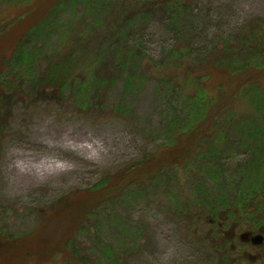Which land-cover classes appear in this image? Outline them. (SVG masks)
Masks as SVG:
<instances>
[{"label":"trees","instance_id":"1","mask_svg":"<svg viewBox=\"0 0 264 264\" xmlns=\"http://www.w3.org/2000/svg\"><path fill=\"white\" fill-rule=\"evenodd\" d=\"M0 5L12 13L0 19V154L4 120L20 103L63 100L71 93L76 109L95 111L119 79L127 87L150 78L160 95L170 93L184 104L164 127L156 150L88 189L67 193L47 211L52 216L61 210L71 219L72 229L61 241L53 245L36 233H0V264H119L116 246L83 245L79 236L98 229L101 208L116 204L131 186L182 169L194 173L188 178L194 206L202 207L199 217L213 232L219 264H237L226 238L221 242L223 227L245 214L251 229L264 224V26L249 23L200 45L191 0H0ZM67 9L76 10V25L63 22ZM157 17L173 40L153 59L142 38ZM119 106L115 110L123 111ZM239 153L246 159L228 173L229 157ZM229 180L239 196L222 194ZM207 183L222 195L213 196Z\"/></svg>","mask_w":264,"mask_h":264},{"label":"rangeland","instance_id":"2","mask_svg":"<svg viewBox=\"0 0 264 264\" xmlns=\"http://www.w3.org/2000/svg\"><path fill=\"white\" fill-rule=\"evenodd\" d=\"M191 1L200 34L197 44L208 45L216 35L236 32L249 23L264 26V0ZM0 7V19L12 14ZM75 11L67 9L63 22L76 25ZM142 40L147 55L156 59L173 36L164 31L157 17ZM128 83L126 87L119 79L109 87L103 107L95 111L76 109L71 93H65L63 100L53 97L20 103L7 115L0 154V233H36L37 238L55 245L72 229L68 213L47 214L55 203L67 193L88 189L115 175L163 143L164 127L175 113L183 111L181 98L160 95L156 81L150 78ZM119 104L123 111L115 110ZM245 156L229 157L227 172H233ZM167 174L154 183L131 186L116 204L102 207L98 229L89 228L78 241L113 244L118 248L115 255L121 257L119 264H219V255L211 246L213 232L199 217L202 207L194 206V184L188 181L194 173L182 169ZM231 183L227 181L228 191L222 194L239 196ZM207 185L212 186L213 196L222 195L218 186ZM246 216L241 221L228 220L221 242L226 238L232 249L228 253L237 264H264V244L256 247L240 239L250 232L264 236V224L251 229ZM234 232L238 236L233 239Z\"/></svg>","mask_w":264,"mask_h":264},{"label":"water","instance_id":"3","mask_svg":"<svg viewBox=\"0 0 264 264\" xmlns=\"http://www.w3.org/2000/svg\"><path fill=\"white\" fill-rule=\"evenodd\" d=\"M241 240L251 243L253 246H262L264 244V236L262 234L245 233L241 235Z\"/></svg>","mask_w":264,"mask_h":264},{"label":"flooded vegetation","instance_id":"4","mask_svg":"<svg viewBox=\"0 0 264 264\" xmlns=\"http://www.w3.org/2000/svg\"><path fill=\"white\" fill-rule=\"evenodd\" d=\"M250 233H251V232H250ZM237 236H238V234H237L236 232H234V233L232 234L233 239L236 238ZM240 239H241V237H240Z\"/></svg>","mask_w":264,"mask_h":264}]
</instances>
